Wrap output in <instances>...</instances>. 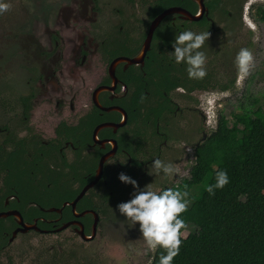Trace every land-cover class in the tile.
<instances>
[{"label":"flooded vegetation","instance_id":"1","mask_svg":"<svg viewBox=\"0 0 264 264\" xmlns=\"http://www.w3.org/2000/svg\"><path fill=\"white\" fill-rule=\"evenodd\" d=\"M59 1L6 0L0 12V264H95L104 234L141 238L116 210L133 191L117 174L154 191L179 181L212 130L206 89L229 87L207 70L189 78L170 42L185 29L208 31L205 68L211 56L234 83V56L264 7L61 0L50 11ZM155 158L176 172L149 175Z\"/></svg>","mask_w":264,"mask_h":264},{"label":"trees","instance_id":"2","mask_svg":"<svg viewBox=\"0 0 264 264\" xmlns=\"http://www.w3.org/2000/svg\"><path fill=\"white\" fill-rule=\"evenodd\" d=\"M258 13L264 21L263 6ZM257 102L231 112V125L219 112L194 146L188 174L166 187L186 190L190 200L180 214L188 232L172 264H264V108ZM218 168L229 182L210 196L205 186ZM162 251L153 250L148 264H158Z\"/></svg>","mask_w":264,"mask_h":264},{"label":"clouds","instance_id":"3","mask_svg":"<svg viewBox=\"0 0 264 264\" xmlns=\"http://www.w3.org/2000/svg\"><path fill=\"white\" fill-rule=\"evenodd\" d=\"M10 7L6 0H0V12ZM254 27V25H253ZM209 37L208 31L194 32L185 29L175 35L171 43V57L175 63H184L187 76L191 79H203L206 76V57L201 49ZM234 65L237 70V81H243L254 66L253 55L249 49L241 47L234 56ZM176 169L159 158L151 160L149 175H173ZM117 179L132 186L130 198L117 203L116 210L125 219L136 226L139 235L143 238L146 251L156 248L162 249L158 264H172L181 245V239L186 236V224L181 217L189 203V193L173 188H163L159 191L138 187L137 181L131 176L120 172ZM229 182L227 172L218 168L214 172V182L205 186V191L211 196L215 189L223 188Z\"/></svg>","mask_w":264,"mask_h":264},{"label":"rangeland","instance_id":"4","mask_svg":"<svg viewBox=\"0 0 264 264\" xmlns=\"http://www.w3.org/2000/svg\"><path fill=\"white\" fill-rule=\"evenodd\" d=\"M18 1L23 2L26 0H14L15 3ZM258 3L264 4V0H253L251 6ZM250 17L252 21V28L248 30L250 40L244 47L251 51L254 66L250 69L249 74L243 81H237V70H235L233 73L234 76L231 77H234V83H232L224 77V74L217 73L220 65H216L214 63L216 61L212 62L210 59L211 56L207 58L206 70L208 74H211V83L218 85L226 84L229 86L227 89L209 88L206 89L204 95V92L202 93L203 98L201 99V105L206 115L207 125L208 127L211 126L210 130L215 126L217 114L219 112L225 116L228 125H231V112L238 111L240 105L242 107L249 106L250 102H253V99L257 98V103L264 108V21L255 20L252 16ZM215 59L217 60V58ZM190 163L191 159L188 160L187 165L181 173L182 175H187V167ZM183 231H186L187 234L188 229L186 228ZM124 233L120 231L119 237H113L111 233L104 234L100 240L95 243L94 249H97L95 256L98 258L95 259V264H148L150 262L153 250H145L146 246L143 242V238L141 237L137 240L128 239V235H124ZM99 250L101 252L100 258L98 253Z\"/></svg>","mask_w":264,"mask_h":264},{"label":"water","instance_id":"5","mask_svg":"<svg viewBox=\"0 0 264 264\" xmlns=\"http://www.w3.org/2000/svg\"><path fill=\"white\" fill-rule=\"evenodd\" d=\"M62 4H63V2L61 0L58 3L55 2V4H49L48 3V8H49L50 11H54V9H59L60 8L59 5H62ZM206 135H207L206 133H202V136H201L200 140H203L206 137ZM197 138H198V136H197ZM195 142H197V140ZM197 144H198V142L196 143V145Z\"/></svg>","mask_w":264,"mask_h":264}]
</instances>
